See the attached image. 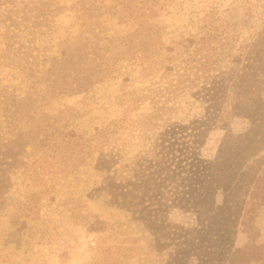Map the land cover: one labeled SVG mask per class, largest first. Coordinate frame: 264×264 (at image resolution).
<instances>
[{"label":"trees","instance_id":"1","mask_svg":"<svg viewBox=\"0 0 264 264\" xmlns=\"http://www.w3.org/2000/svg\"><path fill=\"white\" fill-rule=\"evenodd\" d=\"M167 1L112 0L107 5L76 0L82 33L61 41L58 53L48 56L40 53L35 42L50 14L61 7L59 0H0V65L15 68L32 81L44 79L53 89L86 91L116 75L123 58L135 57L142 65L151 61V72L162 67L161 77L167 81L161 93L195 87L196 94L208 102L207 117L187 124L171 122L155 137L151 151L118 164L115 155L104 152L109 135L118 129L115 122L86 137L69 129L60 115L38 110L31 96L19 97L1 87L0 202L10 171L24 167L37 179L46 172L69 173L99 150V168L108 172L103 189L110 201L153 224L157 251L171 249L168 264H189L190 260L194 264H244L251 250L249 246L233 249L231 237L242 211L241 223L247 226L252 206L263 192L264 156L258 177L254 165L246 163L249 155L264 149V32L232 55L226 26L211 14L195 33L160 47L151 37L156 31L151 18L159 15ZM104 15L115 17L118 23L132 21L137 28L127 35H119L118 30L110 33ZM230 89L237 95L232 98L233 113L249 118L251 127L229 136L215 158L208 160L202 157L201 147L210 130L224 123ZM33 155L36 158L31 160ZM237 176L256 186L249 208L234 201L229 191ZM218 189L224 193L221 203L212 198ZM32 197L15 204L14 222L19 228L38 213V201ZM172 207L197 212L199 226L182 231L164 224L162 217ZM94 227L102 228V222Z\"/></svg>","mask_w":264,"mask_h":264},{"label":"rangeland","instance_id":"2","mask_svg":"<svg viewBox=\"0 0 264 264\" xmlns=\"http://www.w3.org/2000/svg\"><path fill=\"white\" fill-rule=\"evenodd\" d=\"M75 1L59 0L61 7L54 9L48 25L38 31L35 44L42 55L57 54L61 41L82 33ZM98 1L108 5L112 0ZM211 14L226 26L230 42L227 46L232 55H238L243 46L264 32V0H168L159 15L151 18L156 24L151 37L160 47L173 45L174 41L195 33ZM102 20L110 33L118 30L119 35H127L137 28L132 21L118 23L111 15L102 16ZM2 48L0 43V54ZM119 66L116 75L79 91L53 89L44 79L32 81L17 69L0 65V88L7 87L19 97L31 96L38 110L60 115L69 129L86 137L93 136L96 128L115 122L118 129L109 135L104 152L115 155L118 164L133 161L141 151H151L155 137L171 122L187 124L208 116V102L196 94L195 87H184L173 94L161 93L167 81L161 77L162 67L151 72V61L142 65L135 57L123 58ZM234 96L237 97L236 93L230 89L223 108L224 123L210 130L201 147L205 159L213 160L229 136L251 127L249 118L233 113ZM100 155L99 150L95 151L69 173L46 172L37 179L21 167L5 176L0 202V264L169 263L171 249L159 252L155 248L157 235L153 224L133 217L131 211L110 201L103 189L108 172L99 168ZM263 156L261 149L249 155L246 163L254 165L256 177L261 174ZM35 158L33 155L31 160ZM231 185L229 191L234 201L249 208L257 190L254 182L237 176ZM33 195L32 200L38 201V213L26 220L24 228H19L14 222L15 204ZM212 198L221 203L223 191H214ZM252 208L247 226L241 223L244 211L241 212L231 237L233 249L249 246L251 251L244 264H264V183L260 199ZM162 218L164 224L182 231H191L200 224L197 212L179 207L167 209ZM100 222L102 228H92L99 227Z\"/></svg>","mask_w":264,"mask_h":264}]
</instances>
